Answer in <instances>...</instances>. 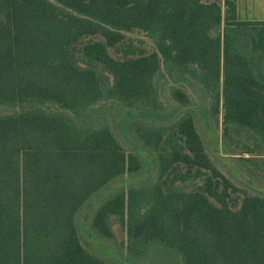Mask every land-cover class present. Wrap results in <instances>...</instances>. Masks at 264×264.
Wrapping results in <instances>:
<instances>
[{
	"label": "trees",
	"instance_id": "16d2710c",
	"mask_svg": "<svg viewBox=\"0 0 264 264\" xmlns=\"http://www.w3.org/2000/svg\"><path fill=\"white\" fill-rule=\"evenodd\" d=\"M201 119L264 184V20L235 0H0V264H122L83 245L82 212L131 264H264V194L214 166Z\"/></svg>",
	"mask_w": 264,
	"mask_h": 264
},
{
	"label": "rangeland",
	"instance_id": "374dc122",
	"mask_svg": "<svg viewBox=\"0 0 264 264\" xmlns=\"http://www.w3.org/2000/svg\"><path fill=\"white\" fill-rule=\"evenodd\" d=\"M236 8H237V17L240 20H264V0H235ZM128 37H130L133 43L136 46H144L145 53H150L154 47L153 41L146 35L134 32L127 33ZM109 53L113 57H118L119 55L112 49L109 50ZM166 78H163L162 81H165ZM163 91L160 93L159 100L162 104L161 114H163L167 119L164 123H167L169 120L176 119L179 115H181L182 110L180 106L171 99L169 94V87L171 85L170 82H162ZM185 90L190 94L192 99L196 102L198 109L202 110L203 106L207 105L202 101L200 94L195 93L190 85L185 86ZM109 110V105L102 107L101 114H104ZM199 110V111H200ZM107 116V115H106ZM220 120H221V114ZM202 121H197L196 127L197 131L204 142L205 151L209 156V159L212 161L214 166H216L220 172L228 178L236 187H238L242 192H246L248 194H264V184L257 183L252 180V178L246 173L245 169L241 166V163L238 162L242 160L244 163L248 162V156L244 154L240 155H229L225 154L223 147L221 145V135L220 129L221 126L219 124L216 127L212 121L201 119ZM114 131L118 134V136L124 142L121 134L125 133L124 131H120V129H114ZM129 145V144H128ZM126 146V145H125ZM149 171H152L149 169ZM147 176L146 173L143 175L136 176L134 178H125L122 182L111 185L107 190H105L99 197L93 199L91 203V209L94 208L113 188H116L120 185L126 186L130 183H137L141 179H144ZM199 183V182H196ZM240 197L243 194L239 193ZM240 204V198H238L236 206L238 207ZM80 223V235L83 238V245L88 250H93L96 254H98L101 258L105 260H114L119 261L122 264H131L126 261L125 253L120 249L119 244L126 242L125 231L122 230L118 224L112 223V230L114 232L115 239L114 241H105L98 239L91 235L88 227L86 218L84 216V212L79 218Z\"/></svg>",
	"mask_w": 264,
	"mask_h": 264
},
{
	"label": "crops",
	"instance_id": "0c3cea01",
	"mask_svg": "<svg viewBox=\"0 0 264 264\" xmlns=\"http://www.w3.org/2000/svg\"><path fill=\"white\" fill-rule=\"evenodd\" d=\"M250 1H252V0H250Z\"/></svg>",
	"mask_w": 264,
	"mask_h": 264
}]
</instances>
